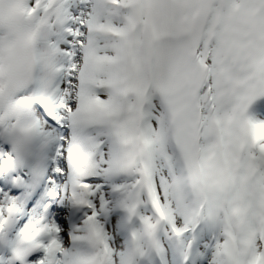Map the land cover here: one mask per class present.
<instances>
[{"label": "snow or ice", "instance_id": "1", "mask_svg": "<svg viewBox=\"0 0 264 264\" xmlns=\"http://www.w3.org/2000/svg\"><path fill=\"white\" fill-rule=\"evenodd\" d=\"M0 264H264V0H0Z\"/></svg>", "mask_w": 264, "mask_h": 264}]
</instances>
